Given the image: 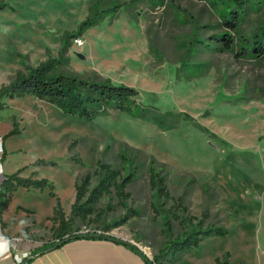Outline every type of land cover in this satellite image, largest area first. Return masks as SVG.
Listing matches in <instances>:
<instances>
[{
    "label": "rangeland",
    "instance_id": "rangeland-1",
    "mask_svg": "<svg viewBox=\"0 0 264 264\" xmlns=\"http://www.w3.org/2000/svg\"><path fill=\"white\" fill-rule=\"evenodd\" d=\"M0 5V86L21 69L20 59L35 66L57 57L64 35L97 16L80 36L67 39V63L59 68L133 87L142 106L173 113L177 121L161 129L114 110L84 121L32 95L4 98L0 152L4 147L7 173L23 168L21 176L53 186L13 192L3 215L6 222H25L17 236L38 247L54 239L49 216L56 199L69 212L75 182L88 173L91 190L101 161L116 170L118 182L132 176L126 197L121 204L110 189L72 229L101 233L117 221L107 233L134 245L150 262L157 258L155 264H216L225 253L229 264H264V60L241 55L264 28V0H250L236 32L223 24L235 7L232 0ZM222 35L233 39L230 51L214 40ZM37 160L44 163L31 165ZM153 179L165 186L162 191ZM187 216L227 232L177 257L160 256Z\"/></svg>",
    "mask_w": 264,
    "mask_h": 264
},
{
    "label": "trees",
    "instance_id": "trees-1",
    "mask_svg": "<svg viewBox=\"0 0 264 264\" xmlns=\"http://www.w3.org/2000/svg\"><path fill=\"white\" fill-rule=\"evenodd\" d=\"M232 1L235 7L233 10L228 11L223 24L229 31L236 32L239 28L241 11L249 4L250 0ZM96 18L97 16L93 19L87 17L79 24L75 32L64 35L62 47L58 51L57 57H48L35 66L30 65L25 58L20 59L21 69L15 72L13 78L7 84L0 86V111L5 107L4 98L32 95L59 108L65 115L84 121H90L97 115L106 114L109 110H114L133 117L147 119L161 129L175 127L177 121L173 120V113H159L155 109L145 108L137 101L138 91L133 87L124 84H113L109 79L100 77L93 72L78 75L67 73L60 69V66L67 63V57L65 56L68 47L67 39L80 36L86 28L96 23ZM220 37L219 39L214 37V40L218 42L220 40L221 42L218 44L225 50L230 51L233 48V39L229 35L226 37L222 35ZM246 47H249V49ZM241 55H248L256 60H264V28H261L259 32H255L252 35L251 41L242 47ZM12 133L11 131L3 135L1 139L4 140L7 135ZM3 153L4 151L2 152V158L4 157ZM43 163V160H37L31 165L36 166ZM22 169H17L15 172L5 175L0 183V222H2L1 215L8 207L11 195L17 188L23 187L27 190H42L47 186L50 189L53 188L45 179L21 176ZM94 171L97 174L98 181L91 190L87 188L89 185L88 173L81 176L80 181L75 182L74 201L70 206L68 215H65L59 201L56 199V203L49 216V219L55 223L53 228L54 239L36 247L28 257L18 264H27L33 257L44 251L59 248L65 243L79 238L108 240L130 250L144 264L156 263L157 258L153 259L155 262H150L134 245L107 233L111 228L118 225L117 221L104 227L101 233H90L89 231L81 233L77 228L72 229L75 219L84 220L91 213L92 205L98 197L108 193L110 189L115 190V194L121 204H123V198L126 197L124 188L132 180L131 175H127L118 182L116 170L109 164L101 161H97ZM152 184L157 191H162L165 187L161 183L157 184L156 182L155 184L154 179L152 180ZM50 195L54 196L53 192H50ZM20 209L28 210L25 208ZM181 226L182 231L168 240L166 245L160 249V256L177 257L196 248L202 239L209 236L223 235L227 232L222 225L204 227L203 221L194 216L182 218ZM215 263L229 264V254L225 253L221 258L217 257Z\"/></svg>",
    "mask_w": 264,
    "mask_h": 264
},
{
    "label": "crops",
    "instance_id": "crops-1",
    "mask_svg": "<svg viewBox=\"0 0 264 264\" xmlns=\"http://www.w3.org/2000/svg\"><path fill=\"white\" fill-rule=\"evenodd\" d=\"M3 151V154H5L4 147L0 152V170L2 174H0V183L5 175H9L6 171L3 161H1L3 159L1 157ZM20 208L23 207L20 206ZM63 212L65 215H68L69 213L64 209ZM3 214L4 211L1 215L2 222H0V264H18L20 261L28 257L38 246H36V242H31L24 238L23 240L21 237L17 236L18 231L21 229V227H23L25 222H6L4 220ZM15 237L20 239L14 240L13 238ZM27 264L144 263L136 254L121 245L114 244L104 239L79 238L71 240L59 248L44 251L43 253L33 257Z\"/></svg>",
    "mask_w": 264,
    "mask_h": 264
},
{
    "label": "built area",
    "instance_id": "built-area-1",
    "mask_svg": "<svg viewBox=\"0 0 264 264\" xmlns=\"http://www.w3.org/2000/svg\"><path fill=\"white\" fill-rule=\"evenodd\" d=\"M75 43H77V44H79L80 43V40L79 39H76L75 41H74ZM0 174H1V170H0ZM2 175V174H1ZM88 231V230H87ZM86 231V232H87ZM14 240H19L20 238H13Z\"/></svg>",
    "mask_w": 264,
    "mask_h": 264
}]
</instances>
